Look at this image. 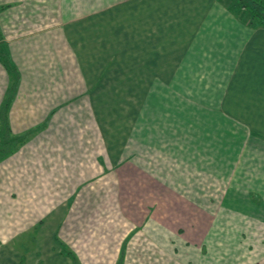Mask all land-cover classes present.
<instances>
[{"label":"crops","instance_id":"obj_1","mask_svg":"<svg viewBox=\"0 0 264 264\" xmlns=\"http://www.w3.org/2000/svg\"><path fill=\"white\" fill-rule=\"evenodd\" d=\"M248 12L232 0H0V144L13 143L0 264H264V242L207 263L197 246L191 259L172 227L151 213L136 225L120 203L125 185H206L190 173L208 168L264 232V19Z\"/></svg>","mask_w":264,"mask_h":264},{"label":"rangeland","instance_id":"obj_2","mask_svg":"<svg viewBox=\"0 0 264 264\" xmlns=\"http://www.w3.org/2000/svg\"><path fill=\"white\" fill-rule=\"evenodd\" d=\"M240 2L243 9L250 11L251 1L241 0ZM256 10L252 12L255 14ZM257 11L264 14L263 8H258ZM12 146L13 144L11 148ZM212 171L207 168L204 172L195 173V176L190 173V179L194 181H197L199 176L205 177L207 184L202 186L201 184L188 186L143 184L142 192L138 194L134 186L125 185L123 196H121V206L136 225L142 224L145 216L151 213L159 224L172 227L176 232L174 244L180 240L187 242L189 249L183 250L185 252L189 250V255L186 254V256L191 259L198 260V247L199 262L202 260V263L216 262L215 257L221 256L240 257L244 255L247 246H259L264 242V232L255 230L261 227L262 223L256 225L257 220L253 219L254 216L246 214V196H236L238 201L231 202L228 196L220 195L224 193L225 184L221 186L210 184L209 182L214 180ZM224 171L225 169H222V176ZM193 172H197V169ZM180 189L181 192L183 189L186 190L184 196L170 194L175 195L174 191ZM50 197L52 196H47V198ZM237 210L244 212L240 213ZM256 218L262 219L260 215Z\"/></svg>","mask_w":264,"mask_h":264},{"label":"trees","instance_id":"obj_3","mask_svg":"<svg viewBox=\"0 0 264 264\" xmlns=\"http://www.w3.org/2000/svg\"><path fill=\"white\" fill-rule=\"evenodd\" d=\"M233 2H237V5L239 6V8H243L242 4H241V0H232ZM251 1V9L253 8L254 9H257L258 8H263L264 9V4H261L259 0H249ZM254 2V3H253ZM259 6V7H258ZM248 12L249 14L252 13L254 17H261L263 15V19H264V14H260L257 10L254 14V12H252L253 10H251ZM264 13V12H262ZM260 25H264V20H262L260 22ZM11 144H13L12 142L9 143V141H7V139L2 136L1 137V144H0V160L3 159L10 151V148H11Z\"/></svg>","mask_w":264,"mask_h":264}]
</instances>
